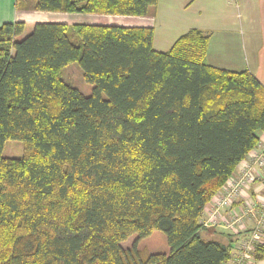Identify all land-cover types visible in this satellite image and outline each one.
Masks as SVG:
<instances>
[{
  "label": "trees",
  "instance_id": "1",
  "mask_svg": "<svg viewBox=\"0 0 264 264\" xmlns=\"http://www.w3.org/2000/svg\"><path fill=\"white\" fill-rule=\"evenodd\" d=\"M160 0H16L35 11L145 16ZM0 25V264H223L198 220L264 130V86L206 62L193 27ZM77 62L89 94L62 77ZM105 95V96H104ZM19 140L20 157L3 155ZM159 230L166 252L138 249ZM136 235L130 247L121 242ZM264 259V245L254 251Z\"/></svg>",
  "mask_w": 264,
  "mask_h": 264
},
{
  "label": "crops",
  "instance_id": "2",
  "mask_svg": "<svg viewBox=\"0 0 264 264\" xmlns=\"http://www.w3.org/2000/svg\"><path fill=\"white\" fill-rule=\"evenodd\" d=\"M47 14L60 16L59 12L19 11L16 0H0V25L23 21L24 33L31 31L35 22L42 21L41 15ZM106 17L114 19L115 24L130 25L129 20H136L139 24L134 26L152 27L153 48L157 51L169 49L189 28L202 29L210 34L206 55L209 65L232 71L248 70L264 86V0H160L148 8L145 16ZM257 136H263V131H258ZM239 169L237 164L231 176L237 175ZM214 238L222 242L220 237ZM231 239L228 234L227 243ZM254 264H264V259L255 260Z\"/></svg>",
  "mask_w": 264,
  "mask_h": 264
},
{
  "label": "built area",
  "instance_id": "3",
  "mask_svg": "<svg viewBox=\"0 0 264 264\" xmlns=\"http://www.w3.org/2000/svg\"><path fill=\"white\" fill-rule=\"evenodd\" d=\"M238 164V174L210 198L198 222L202 229L221 227L232 236L223 264H254L256 247L264 245V130Z\"/></svg>",
  "mask_w": 264,
  "mask_h": 264
},
{
  "label": "rangeland",
  "instance_id": "4",
  "mask_svg": "<svg viewBox=\"0 0 264 264\" xmlns=\"http://www.w3.org/2000/svg\"><path fill=\"white\" fill-rule=\"evenodd\" d=\"M27 4H18L17 9L19 11L21 10H29L26 8ZM56 16L55 14H47V15H41L42 21L47 22H67L69 24L72 23H112L115 24L116 22L114 19H108L106 15H100V14H88L83 12H76V13H59ZM117 23V22H116ZM130 25H138L136 20H129L127 22ZM30 31H26L23 35H21L18 38H22L23 36L27 35ZM62 77L64 80H66L68 83H70L72 86L79 88L83 92H90L92 89V85L85 82L82 77V71L77 64V62H72L68 65H66L62 69ZM91 88V89H90ZM105 96V95H104ZM23 152V145L22 142L19 140H6L3 148V155L9 156V157H20ZM222 231V233H221ZM221 233V234H220ZM200 234L202 238L209 239L214 238L215 236L220 237V240L222 243H227L228 240V234L227 232L223 231L221 228H209V229H201ZM136 239V235H132L128 237L126 240L121 242L122 247H130L133 243V241ZM215 240V238H214ZM140 249L144 248L147 249L149 252H166L168 250V246L166 243V236L163 232L159 230H154L152 233L147 236L146 238H143L139 240L138 245Z\"/></svg>",
  "mask_w": 264,
  "mask_h": 264
}]
</instances>
